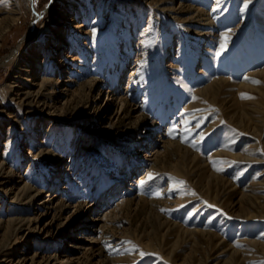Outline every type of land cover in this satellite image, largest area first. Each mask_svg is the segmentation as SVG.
<instances>
[{
    "label": "rangeland",
    "instance_id": "374dc122",
    "mask_svg": "<svg viewBox=\"0 0 264 264\" xmlns=\"http://www.w3.org/2000/svg\"><path fill=\"white\" fill-rule=\"evenodd\" d=\"M51 1L21 0L0 51V85L4 55L39 52L21 78L39 106L0 93L5 179L35 188L0 214L44 226L21 230V264H199L219 241L210 264H264V204L237 205L264 192V0H65L57 22Z\"/></svg>",
    "mask_w": 264,
    "mask_h": 264
},
{
    "label": "bare ground",
    "instance_id": "6f19581e",
    "mask_svg": "<svg viewBox=\"0 0 264 264\" xmlns=\"http://www.w3.org/2000/svg\"><path fill=\"white\" fill-rule=\"evenodd\" d=\"M86 1L85 7L90 6L89 0ZM65 0H52L49 9L52 14V16L55 18V21L57 22L60 16H65L66 19L71 17V11L72 7L64 5ZM70 2L74 3L75 0H70ZM77 2V1H76ZM80 2V0H78ZM23 12V6L21 3V0H0V51L2 50V39L4 37V34L11 30V27L14 26L15 28H20L21 26V15ZM81 16V22L77 21L76 24L80 30H83V21L87 18L85 12L83 9L79 7L78 10ZM91 13V11H90ZM87 20V19H86ZM55 27V26H54ZM53 27V28H54ZM57 29V28H56ZM44 28L42 31H45ZM38 50L36 53H33L31 56H27V54L21 53V44L18 48H16L14 51L8 53L7 55H4L2 62L3 64L7 65L10 64L12 66V77L3 84L0 85V93H5L6 90L9 92H13V100L15 99L19 106L22 104L30 105V107L39 106V100L37 98V95L39 94V90H33L31 86H27L25 83H21V78H29L26 76L27 73H29L31 69V63L35 60V56L37 55ZM27 56L26 59H23L22 57ZM28 62L27 64H24ZM30 80V79H29ZM31 111L33 110L30 108ZM0 112H6L3 108H0ZM9 132V129L6 130V133ZM17 136V135H15ZM17 139V138H16ZM247 160H255L256 157L253 153L246 154L244 156ZM7 158L2 157L0 159V193L4 195H12L13 199H17L19 201L26 199V198H33L35 195V188L34 185L30 180L24 181L19 186L15 187L14 183L21 182L20 179H10L6 180L5 178L8 176L17 175L21 177L19 173L16 172L14 161L10 160L7 161ZM222 182V183H221ZM211 183V182H210ZM229 185L225 183L224 179L217 180L216 183V194H215V201H220L223 197H225L229 193ZM16 188V189H15ZM0 194V197H1ZM50 195V198H45V200H41L38 203L43 204L45 202L50 201L55 195L53 193H48ZM246 203V205H245ZM264 204V192L261 191L259 187L254 188L252 187L251 190L243 192L242 196L238 199L237 205L240 207L242 206L246 212H248V216L250 217H256L257 214H255L253 209H259ZM109 205V204H108ZM107 205V206H108ZM235 206V205H233ZM263 208V207H262ZM261 208V209H262ZM101 214L94 213L93 217L95 219L91 220L92 222L91 226L92 228L96 225L97 220H99ZM27 220H21V217L17 218L14 215L8 214L6 217L3 214H0V263L1 264H21V262H25L27 260L26 258L21 257V252L19 249H21L20 245V239H21V230L27 226L28 229H33L37 232H41L43 230L44 226H41L40 224H31ZM210 231V230H208ZM207 235L210 237V239H217L216 236L211 235L210 232L207 233ZM191 236L195 238V242H198L197 239H199V233H197L196 230H193V233H191ZM222 241L217 242L215 247L212 249L210 248L209 251L202 256V259H198L200 262L199 264H210L211 257L216 253V251L219 249L220 244ZM261 244L264 246V240L261 241ZM212 250V251H211ZM235 250V249H234ZM237 252V251H232ZM233 255V254H232ZM236 255V253H234ZM233 255V258L231 257V261L226 262L225 264H252L249 263L248 260L251 259L249 256H243L241 259H236ZM66 260L62 258L60 261L61 264H66L68 261H72L74 259V256H72L71 253H67L65 256ZM36 258V256H32V259ZM49 261V260H48ZM57 261L52 262L51 264H56Z\"/></svg>",
    "mask_w": 264,
    "mask_h": 264
},
{
    "label": "snow or ice",
    "instance_id": "6c2138e0",
    "mask_svg": "<svg viewBox=\"0 0 264 264\" xmlns=\"http://www.w3.org/2000/svg\"><path fill=\"white\" fill-rule=\"evenodd\" d=\"M246 79H249L248 77H246ZM255 83H260V81H254ZM243 96H245L246 98H251V97H247V94H242ZM149 179H151V174H149ZM145 183V181H141V184ZM183 183V182H181ZM157 195H160V193H157Z\"/></svg>",
    "mask_w": 264,
    "mask_h": 264
}]
</instances>
